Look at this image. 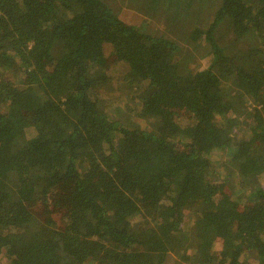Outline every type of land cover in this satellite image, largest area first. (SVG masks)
<instances>
[{
	"label": "trees",
	"instance_id": "16d2710c",
	"mask_svg": "<svg viewBox=\"0 0 264 264\" xmlns=\"http://www.w3.org/2000/svg\"><path fill=\"white\" fill-rule=\"evenodd\" d=\"M123 14L0 0V264H264V0H221L185 73Z\"/></svg>",
	"mask_w": 264,
	"mask_h": 264
},
{
	"label": "rangeland",
	"instance_id": "374dc122",
	"mask_svg": "<svg viewBox=\"0 0 264 264\" xmlns=\"http://www.w3.org/2000/svg\"><path fill=\"white\" fill-rule=\"evenodd\" d=\"M220 1L170 0L171 5L167 11L161 8L153 11L148 3L142 4L139 0H113V4L118 12L124 10L123 16L126 20L144 26L150 34L157 37H167L175 41L181 47L178 56L180 71L185 73L188 70H203L212 61L211 45L208 42L194 41L190 34L195 27L205 29L209 27ZM107 60L111 74L116 73L120 76L124 74L126 67L121 62L113 61L111 56ZM119 95L117 93V99ZM143 122L144 120L140 119L136 121L137 124ZM149 126L152 130L153 124L149 123Z\"/></svg>",
	"mask_w": 264,
	"mask_h": 264
}]
</instances>
